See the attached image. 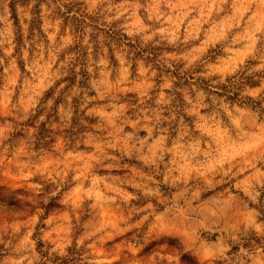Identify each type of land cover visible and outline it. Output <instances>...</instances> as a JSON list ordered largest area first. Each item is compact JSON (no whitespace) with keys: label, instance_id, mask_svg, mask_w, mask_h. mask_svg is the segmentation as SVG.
<instances>
[{"label":"clouds","instance_id":"1","mask_svg":"<svg viewBox=\"0 0 264 264\" xmlns=\"http://www.w3.org/2000/svg\"><path fill=\"white\" fill-rule=\"evenodd\" d=\"M0 264H264V0H0Z\"/></svg>","mask_w":264,"mask_h":264}]
</instances>
